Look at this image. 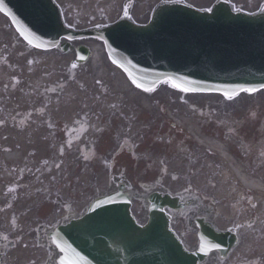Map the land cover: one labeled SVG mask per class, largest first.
I'll list each match as a JSON object with an SVG mask.
<instances>
[{
	"label": "flooded vegetation",
	"instance_id": "af4514ba",
	"mask_svg": "<svg viewBox=\"0 0 264 264\" xmlns=\"http://www.w3.org/2000/svg\"><path fill=\"white\" fill-rule=\"evenodd\" d=\"M54 1L60 5L64 17L69 16L72 26L75 27L79 25L76 19L81 18L84 11L92 15L97 10V3L102 0ZM134 3V0H125L119 9V17L133 19ZM149 14L150 10H144L140 15L148 18ZM3 18L5 17L0 14V20ZM6 22L7 24L0 23V179H7L4 185L0 182V217L4 212L7 213L6 218H0V264H58L59 254L49 237L53 227L61 223L59 216L55 218L60 206L58 192L53 201L47 202L52 208H56L52 223H48L41 211L45 205V175L51 170L59 175L62 146L69 147L68 156L76 159L78 142L83 141L87 156L94 163L105 164L103 171L113 180L206 176L207 172L201 169L208 160L198 157L199 150L188 143V139L181 141L175 138H159L156 142L159 143L160 151L157 152L151 148L154 144L147 143L150 141L147 131L130 130L128 126L120 131H112L109 127H104L103 130L90 129L87 116L75 118L70 125L62 123L63 88L75 78L76 72L88 64L80 65L74 58L64 70L66 74L62 80L59 51L56 50L52 58L45 59L44 53L14 38L12 26L7 20ZM91 22L89 27L95 25ZM80 44L82 43L72 42L71 45L75 49ZM74 53L76 56V52ZM236 109L234 107L232 111ZM203 111L205 112L200 114H207L209 120L221 117L216 108L211 110L205 107ZM232 111L224 113L223 116L239 117L235 119V126L240 130L243 128L244 133L235 134L239 138L245 136L239 140V145L256 146V149L252 148L248 153L262 162L264 168V138L262 143L253 144L254 140L263 135L259 131L255 133L256 136H253V132L250 133L253 126L251 117L256 113L249 112L242 118L240 113ZM31 145L35 148L30 152L28 148ZM46 146L48 150L45 149ZM94 146L103 151L96 152ZM9 153H14L16 157L13 160L5 159ZM173 161L178 167L170 170ZM255 174L264 176V170L255 171ZM114 184L117 187L120 185L116 181ZM33 185L35 188L29 193L33 197L23 205L19 201L23 195L28 194ZM125 188L129 194H136L130 187ZM143 189L146 190L145 187ZM153 190L161 194L169 191L161 182H157ZM173 195L180 203L188 205L180 211L167 210L172 227L181 226V241L187 249L195 250L198 247L196 223L203 219L213 225V204L202 199L197 202L194 191L188 185L176 189ZM71 218L73 217L67 220ZM239 230L236 228L230 231L237 234ZM240 239L239 236V244ZM204 264H264V251L245 252L244 256L232 251L226 258L214 251L209 254Z\"/></svg>",
	"mask_w": 264,
	"mask_h": 264
},
{
	"label": "water",
	"instance_id": "95a60500",
	"mask_svg": "<svg viewBox=\"0 0 264 264\" xmlns=\"http://www.w3.org/2000/svg\"><path fill=\"white\" fill-rule=\"evenodd\" d=\"M10 2L16 15L0 9L27 42L51 48L59 37L72 36L48 0H38L31 7L30 2L22 6ZM102 38L108 50L120 48L127 54L133 47L127 57L135 62V70L125 69L143 89L163 79L177 88L227 95L264 87V15L234 13L223 2L210 13L177 4L161 5L147 26L121 22L103 32ZM136 73L153 80L145 81ZM149 203L148 223L139 227L129 212L130 200L121 190L93 202L81 219L54 233V243L64 253L62 264H199L209 245L233 242L228 236L225 242L212 229H203L204 244L190 254L170 231L169 218L163 212L164 206L174 208L175 203L156 194Z\"/></svg>",
	"mask_w": 264,
	"mask_h": 264
},
{
	"label": "rangeland",
	"instance_id": "374dc122",
	"mask_svg": "<svg viewBox=\"0 0 264 264\" xmlns=\"http://www.w3.org/2000/svg\"><path fill=\"white\" fill-rule=\"evenodd\" d=\"M156 1L157 0L155 1L152 0L151 4L153 5L154 3H156ZM189 2L197 5V7L198 6L205 7V6H202L205 3V0H189ZM261 3L262 2L260 3L252 2L250 4L249 3L244 4V3L235 2V1L232 2V4H234L235 6H239V9L241 11H245L248 13L259 10ZM209 5L210 4H206V6H209ZM102 57L103 56H101V61H103V58H104ZM92 91H94V88L91 89V92ZM156 91H157L156 93H159L160 96H157L154 99H158L159 97L160 99H167L169 95H162L163 93L167 91L173 94L172 92L173 90H171L167 86H161ZM90 94L91 93L88 90H86V92H83V93L79 92L75 88L74 85H71L67 93L62 95L63 103L61 105V108H62V113L65 115L64 119H68L69 117H72L75 114L77 115V114L91 111V114H92L91 117L95 118V123H96L94 127L95 130H99V129L103 130L104 127L105 128L109 127L111 128L112 131L114 129H118L119 131L122 130L123 126H126L128 121L130 122V120L131 121L133 120L129 116L130 114H132V111L131 112L125 111L124 113L125 117L117 118V115L120 112L119 109H116L115 114H114L112 111H110L107 108L105 104L102 103L100 98H98L97 96L93 98L90 96ZM255 96L256 97L252 99L241 96L237 99L236 104L229 105L227 106V108L234 107V105L235 106L238 105V103L241 102L242 100L251 101L248 104H245V102H242V104H239L238 106H240L241 109L237 108L236 110L232 111V108H230L229 111L240 112L242 113V116H244L245 113H247L251 108H253V109L260 111L258 116L255 115L256 119H258L259 117L264 118V115L261 114V112L264 111V91L260 92L259 94ZM67 102H69V104H67ZM176 105L177 106L174 105L170 107L180 108L181 110H179L178 113L182 114L183 116H179V115L173 116L171 112H168V111H171L172 108L168 106H165L164 108L163 105H157L156 107L149 106V109H142L143 114H140L138 116V119L136 122L137 127H140L141 124L142 125L149 124L151 125L149 127V132H159L160 131V132H166L167 134H172V135H176V134H179L181 136H183V134L186 135V132L184 130L185 129L184 125H181V127H179V125L176 124V128H175L176 130L172 129L170 126V123L175 124L174 121L182 122V117L184 118V116H186L188 113L187 109L184 108L183 104L177 102ZM127 106L128 104L121 105L123 109H126ZM150 110H151V115L148 113ZM164 110H165V113L163 114ZM229 111H221V112H229ZM250 111H252V109ZM133 116H136V114H134ZM169 116L174 121H171L168 118ZM113 119H115V121H113ZM235 119H239V117L236 115H233L230 118H228L227 121L228 122L232 121V123L236 124L237 120ZM154 121L156 122L155 125L153 124ZM262 121L263 120H261L259 123H257V120L256 122L255 121L252 122L253 126L250 128V133L253 132V136H256L255 133L258 132L259 126L262 127ZM226 126L229 127V129L232 130L233 133L235 132H237L238 134L244 133L243 128L242 130H240L238 129L237 126L232 125V127L235 129L233 130L231 128V125L230 126L226 125ZM205 131L208 136L217 137L219 136L218 134L221 135V132L219 131H215V130L210 131L207 128H205ZM225 131H228V130H225ZM260 132L264 136V129L260 130ZM238 137L239 136H237V140L236 138H231V140L227 139V142L226 144H224V147L226 149L229 148V150L231 149L232 153L233 152L236 153L235 155H237L241 159L243 158V150L240 146L237 145L239 143ZM149 143L157 144L152 138L150 139ZM256 143L257 141L254 140L253 144H256ZM32 148L33 147L30 146V150ZM95 148H96V152L98 153L103 151V149L99 147H95ZM151 148L157 152L160 151L158 150V147L156 146L151 147ZM247 156L249 157V160H247V162L249 163L250 167H251V164L255 165L256 160L251 159L249 154H247ZM177 167H178V164L174 161L170 164V170H174ZM101 172L102 170L99 166H91L83 161H76V162H71V163L68 161L61 162V174L59 176L60 193L62 196L69 194L70 204H71L70 206L75 213H79L98 195H101L107 191L109 180L105 178L103 173ZM123 180L129 184L131 183L133 189H137L138 188L137 185L153 182L152 178H143V177L126 178ZM163 182L164 184H167V183L171 184L173 190H176V187L180 188V186L182 185L191 184L195 190L200 192L201 195L210 196L215 199H220L222 201V204L217 205V213L219 215V219L216 221V225L220 229H227L232 226L233 224L232 221L234 220L233 218L236 217L235 210L237 209L235 206L232 205V203L235 201L234 197L237 194H240V191L238 190L239 188L238 182L231 175L229 176V174L222 171L221 175L215 178H195V179H182V178L170 179L169 178V179H165ZM52 184L53 183L49 181V178L47 177L45 189L49 190L50 189L49 185H52ZM227 187L229 190L232 188L230 192L229 193L223 192L224 189H226ZM234 192H236L234 194L235 196L232 195ZM50 194L51 193H47L45 196H50ZM131 211L137 220L141 222H145L147 218V211L144 210L143 204L141 202L134 201L132 203ZM248 219L249 217L246 216L245 209H242L240 211L239 216H237L236 222L244 223ZM255 224L257 225V228H258L256 232L253 233V230L250 232V230L245 228V232L241 233L242 245H241L240 251H247L250 249L261 251L262 249H264L262 248V245H263L262 239L264 237V223H260V222L257 223V220H256Z\"/></svg>",
	"mask_w": 264,
	"mask_h": 264
},
{
	"label": "bare ground",
	"instance_id": "6f19581e",
	"mask_svg": "<svg viewBox=\"0 0 264 264\" xmlns=\"http://www.w3.org/2000/svg\"><path fill=\"white\" fill-rule=\"evenodd\" d=\"M257 0H238V2L240 3H244V4H250L252 2H256ZM97 53V50H94V62H95V58L97 57V55H95ZM124 84L126 85V83L124 82ZM131 95L136 96L139 101H140V105H142L143 107H145L146 109L149 108V104L147 102V100L145 99V96H143L140 93H134V92H129ZM160 100L162 103L167 104V100L166 99H158ZM151 115V110L148 112ZM189 120H185V123H187L186 128L189 134H191L194 138V140L200 144L201 147H207L208 149L214 151L215 153H217L221 159H223V161L228 164L230 166V169L233 171V177L235 178V180L238 182L239 186H242L243 188H246L250 191L253 192L254 197L252 198V202L256 203L258 205V208L260 211H264V179H255V178H250L248 177L243 170L241 169L240 166H238L234 161H232L225 153L224 148L222 147L221 144H219L218 142L214 141V140H210L208 138H206L203 134L198 133V129H196L195 126L191 125V119L188 118ZM10 158H13V155L10 156ZM225 184V182H224ZM224 188V187H222ZM232 189V188H231ZM230 189V190H231ZM230 190L228 189V187L226 189H224L223 192L229 193ZM261 222H264V215L263 218L261 219Z\"/></svg>",
	"mask_w": 264,
	"mask_h": 264
},
{
	"label": "snow or ice",
	"instance_id": "6c2138e0",
	"mask_svg": "<svg viewBox=\"0 0 264 264\" xmlns=\"http://www.w3.org/2000/svg\"><path fill=\"white\" fill-rule=\"evenodd\" d=\"M136 86H137V87H140L139 84H137ZM173 87H176V85H173ZM145 90L147 91V89H145ZM182 91H188V89H182ZM241 91H246V92L251 93V92L256 91V89H241ZM227 98H228V99H231L232 97H231V96H227ZM57 167H58V165H57Z\"/></svg>",
	"mask_w": 264,
	"mask_h": 264
}]
</instances>
